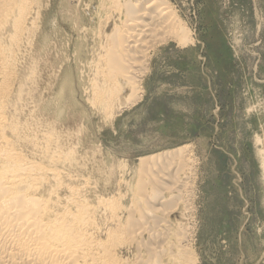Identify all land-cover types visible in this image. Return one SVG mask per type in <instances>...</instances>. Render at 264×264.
I'll use <instances>...</instances> for the list:
<instances>
[{"label":"rangeland","instance_id":"obj_1","mask_svg":"<svg viewBox=\"0 0 264 264\" xmlns=\"http://www.w3.org/2000/svg\"><path fill=\"white\" fill-rule=\"evenodd\" d=\"M102 1L40 0L13 63L12 139L43 162L34 145L58 146L90 195L123 200L142 157L187 146L192 196L172 218L196 264H264V0H170L189 37L148 52L134 101L97 84Z\"/></svg>","mask_w":264,"mask_h":264},{"label":"bare ground","instance_id":"obj_2","mask_svg":"<svg viewBox=\"0 0 264 264\" xmlns=\"http://www.w3.org/2000/svg\"><path fill=\"white\" fill-rule=\"evenodd\" d=\"M103 1L111 29L100 33L97 84L111 91L108 101L123 87L134 101L148 52L189 35L170 0ZM39 3L0 0V264H196L188 227L172 218L192 193L195 165L187 146L142 157L123 200V194L90 195L91 181L59 167L70 157L58 146L33 144L43 162L12 139L13 63L35 27Z\"/></svg>","mask_w":264,"mask_h":264}]
</instances>
